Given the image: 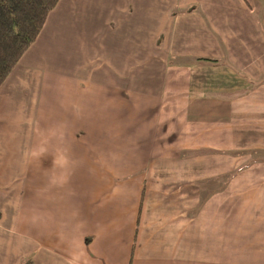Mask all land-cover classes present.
I'll return each instance as SVG.
<instances>
[{"label":"crops","instance_id":"0c3cea01","mask_svg":"<svg viewBox=\"0 0 264 264\" xmlns=\"http://www.w3.org/2000/svg\"><path fill=\"white\" fill-rule=\"evenodd\" d=\"M28 261L264 264V0L57 2L0 87Z\"/></svg>","mask_w":264,"mask_h":264},{"label":"trees","instance_id":"16d2710c","mask_svg":"<svg viewBox=\"0 0 264 264\" xmlns=\"http://www.w3.org/2000/svg\"><path fill=\"white\" fill-rule=\"evenodd\" d=\"M58 1L0 0V87L35 42Z\"/></svg>","mask_w":264,"mask_h":264},{"label":"clouds","instance_id":"9594fccd","mask_svg":"<svg viewBox=\"0 0 264 264\" xmlns=\"http://www.w3.org/2000/svg\"><path fill=\"white\" fill-rule=\"evenodd\" d=\"M44 152H45V149L43 147H41L38 152L34 153V155H43ZM53 162L65 164V163H67V159L63 156H60L57 160H54Z\"/></svg>","mask_w":264,"mask_h":264}]
</instances>
